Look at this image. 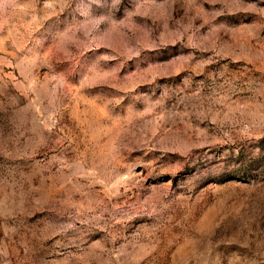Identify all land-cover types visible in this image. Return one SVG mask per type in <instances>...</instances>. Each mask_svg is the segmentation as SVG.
Masks as SVG:
<instances>
[{
    "label": "rangeland",
    "instance_id": "rangeland-1",
    "mask_svg": "<svg viewBox=\"0 0 264 264\" xmlns=\"http://www.w3.org/2000/svg\"><path fill=\"white\" fill-rule=\"evenodd\" d=\"M0 264H264V0H0Z\"/></svg>",
    "mask_w": 264,
    "mask_h": 264
}]
</instances>
